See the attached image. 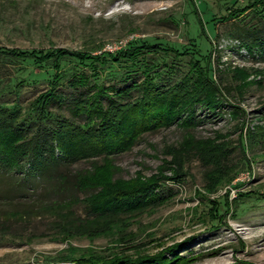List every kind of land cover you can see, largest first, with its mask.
I'll return each instance as SVG.
<instances>
[{"label":"rangeland","instance_id":"rangeland-1","mask_svg":"<svg viewBox=\"0 0 264 264\" xmlns=\"http://www.w3.org/2000/svg\"><path fill=\"white\" fill-rule=\"evenodd\" d=\"M247 1L0 0V49L104 57L139 44H164L194 52L198 60L208 55L209 81L222 99L215 114L195 109L193 127L141 133L123 153L85 158L55 172L86 175L87 184L96 181L110 190L158 184L163 201L141 211L95 219L84 203L90 190L76 192L69 177L57 185L25 167L0 172V264H65L72 250V257L151 256L173 244L180 245L175 253L186 264H264V56L239 47L233 37L240 29L259 30L264 18L251 12L222 20ZM187 59L177 61V75L187 71ZM12 66L24 79L7 87L19 93L1 96L0 103L8 107L13 101L22 111L45 91L51 71ZM93 66L96 84L117 83L115 67ZM60 70L89 76L85 66L67 60ZM57 112L66 118L63 108ZM70 197L75 199L56 204ZM107 227L112 230L106 234Z\"/></svg>","mask_w":264,"mask_h":264},{"label":"trees","instance_id":"trees-1","mask_svg":"<svg viewBox=\"0 0 264 264\" xmlns=\"http://www.w3.org/2000/svg\"><path fill=\"white\" fill-rule=\"evenodd\" d=\"M190 7L193 11V6ZM251 12L257 19L264 18L263 0L244 2L242 7L232 9L222 20L229 23ZM263 26L261 24L259 30L240 29L233 37L239 40V47L243 46L248 52L250 47H254L258 56H264ZM184 50L149 43L113 54L106 52L104 57H90L84 53L56 49L44 53L0 49V97L10 92L19 93L18 90L4 91L24 79L12 71V65L28 63L51 71L45 91L29 101L24 110L20 111L13 101L8 107L0 103V172L10 174L25 167L37 175V179L46 178L47 182L56 179L57 185L66 184L69 176L55 174L62 165L66 167L85 158L107 160L110 155L123 153L132 147L141 133L165 129L170 125L193 127L197 108L215 114L222 99L209 81L208 52L198 60L194 52L190 54ZM182 56L188 58L185 62L187 71L185 74L180 71L177 75L179 66H182L177 61L180 62ZM66 60L85 66L89 76L84 72H62L60 66ZM106 63L119 70L120 74L117 83L103 87L94 82L93 65L101 69ZM8 64L10 66L7 67ZM1 71L7 73L1 75ZM13 72L19 78L14 77ZM52 107L55 111L50 112ZM61 108L67 113L66 118L56 113ZM85 177L73 174L68 179L76 192L90 190L91 193L84 196L88 200L84 203L87 216H95V219L125 216L163 201L156 192L158 184L154 182H139L110 190L96 181L87 184ZM222 181L223 184L229 182L228 179ZM260 198L264 200V195ZM74 199L70 197L56 204L63 205ZM110 229L107 227L105 233ZM105 233L100 236H106ZM179 246L173 244L151 256L114 254L110 258L89 252L72 257V250L64 263L186 264L189 260L175 253Z\"/></svg>","mask_w":264,"mask_h":264}]
</instances>
